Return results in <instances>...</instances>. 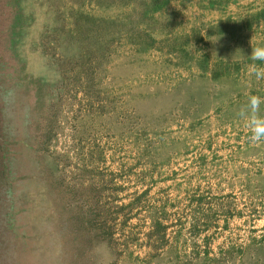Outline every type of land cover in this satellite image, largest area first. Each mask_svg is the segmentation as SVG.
Masks as SVG:
<instances>
[{
    "label": "rangeland",
    "instance_id": "obj_1",
    "mask_svg": "<svg viewBox=\"0 0 264 264\" xmlns=\"http://www.w3.org/2000/svg\"><path fill=\"white\" fill-rule=\"evenodd\" d=\"M143 2L0 0V264H264V139L238 115L264 19L230 27L264 0H169L136 22L156 48L101 25L64 56L68 8Z\"/></svg>",
    "mask_w": 264,
    "mask_h": 264
},
{
    "label": "trees",
    "instance_id": "obj_2",
    "mask_svg": "<svg viewBox=\"0 0 264 264\" xmlns=\"http://www.w3.org/2000/svg\"><path fill=\"white\" fill-rule=\"evenodd\" d=\"M167 1L169 0H144L143 2L144 6L142 9L135 11V8L133 7L131 10L120 12L116 16L108 17V18L93 16L86 11L80 10L78 7L68 8L67 16L71 17V20L68 24V27L63 26L62 30L69 35V39L66 41V47H71L72 44L74 46L72 47V49H70V51L67 50L66 47L63 48L61 51L64 53V56H66L69 61L70 59H77L78 61L81 60L82 58L87 59V55H83L81 53L82 48L88 47L89 42H87L86 40L91 39L92 41H94L93 33L95 32V30L100 29L101 25H104L108 28H112V26H115L117 24L118 27H123V29L125 27L124 30H120L122 36H124L125 38L133 42L138 41L140 43L142 41L144 47L156 48L155 46L157 40L155 39V37L151 34V32L147 29L146 26L140 27L138 26V24L144 21L146 24H148L152 20L153 21L156 20V16L154 15V12L163 8L166 5ZM189 1L190 0H179V3H187ZM123 6H127V5H123ZM55 11H54L55 19L60 18V20L62 19L64 21L63 11L62 10L59 11L58 12L59 14ZM263 19H264V7H262L260 10L252 14L250 18H246L245 20H243L245 22L244 25H242L240 21H235L234 25L230 27L233 28L232 32L234 33L240 28L250 29L252 27L251 26L252 20H254L255 24H258ZM62 20L61 23L64 24L65 21L62 22ZM137 21L138 24H136ZM228 21L229 20H227V22ZM222 23H225V21H222L220 24ZM58 27L56 25V29H58ZM104 35H106V43L108 46L111 42L116 41V39L119 37V35L110 34L107 31L105 32V34L101 32L98 36L102 37ZM58 45H60V43ZM74 47H77V49L73 50ZM98 50L102 52L101 47L99 45H98ZM176 51H178L181 55L186 57V59L188 58L190 59L191 54L186 48L180 47ZM107 52L108 50L106 48L103 50L101 55H103V53L107 54ZM201 60L202 61H200V63L203 64H200V67L207 68V65L205 64L206 63L205 57H202ZM78 72L80 73V71ZM84 73H85L84 76L87 77V82L88 80H90L89 84L90 83L92 84L91 82L92 74L88 75L87 71L85 70ZM218 74L219 73H214V75H218ZM156 221L157 220H154L153 222ZM156 223L159 224V222Z\"/></svg>",
    "mask_w": 264,
    "mask_h": 264
},
{
    "label": "clouds",
    "instance_id": "obj_3",
    "mask_svg": "<svg viewBox=\"0 0 264 264\" xmlns=\"http://www.w3.org/2000/svg\"><path fill=\"white\" fill-rule=\"evenodd\" d=\"M251 57L253 60L264 61V45L253 48ZM255 76L257 79H264V71L257 70ZM262 104H264V96L257 94L249 95L247 102L240 107L238 112L239 117L246 121L251 132L250 139L252 141L264 139V114H261Z\"/></svg>",
    "mask_w": 264,
    "mask_h": 264
}]
</instances>
